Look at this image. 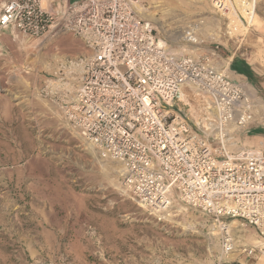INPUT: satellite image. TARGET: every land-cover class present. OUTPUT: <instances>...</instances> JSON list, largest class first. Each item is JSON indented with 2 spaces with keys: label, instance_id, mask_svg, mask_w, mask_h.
Segmentation results:
<instances>
[{
  "label": "built area",
  "instance_id": "obj_1",
  "mask_svg": "<svg viewBox=\"0 0 264 264\" xmlns=\"http://www.w3.org/2000/svg\"><path fill=\"white\" fill-rule=\"evenodd\" d=\"M249 5L254 0H243ZM138 0H0V33H71L83 52L57 60L38 95L102 160L120 167L123 190L163 217L203 215L220 252L264 261V148L243 147L258 110L193 27L174 49L135 8ZM222 14L232 0H213ZM253 11V5H252ZM252 230L256 242L246 236Z\"/></svg>",
  "mask_w": 264,
  "mask_h": 264
},
{
  "label": "rangeland",
  "instance_id": "obj_2",
  "mask_svg": "<svg viewBox=\"0 0 264 264\" xmlns=\"http://www.w3.org/2000/svg\"><path fill=\"white\" fill-rule=\"evenodd\" d=\"M252 3L253 21L234 6L232 25L231 10L219 13L213 0H138L135 8L174 49L193 27L202 46H218L225 67L231 57L264 64V0ZM83 50L68 32L0 33V264H264L223 255L212 222L196 211L158 217L141 207L123 190L118 164L100 159L38 95L57 60ZM252 82L256 119L233 135L251 148L243 136L259 132L252 147L264 148V86ZM235 230L249 243L258 238Z\"/></svg>",
  "mask_w": 264,
  "mask_h": 264
},
{
  "label": "crops",
  "instance_id": "obj_3",
  "mask_svg": "<svg viewBox=\"0 0 264 264\" xmlns=\"http://www.w3.org/2000/svg\"><path fill=\"white\" fill-rule=\"evenodd\" d=\"M253 18H254V12L252 11L251 19L247 20L249 24L253 21ZM244 28H246V26ZM238 61L241 62L242 64L241 66H238V67H244L249 71V73H251L252 75L251 80H249L244 74L238 73L237 71L232 69L231 65H233L234 67H237ZM225 69L232 79L245 83L250 88V90L252 86H250L247 83L248 81H251V83H253L252 81H255V82L257 81V83L260 86H264V64L259 62V60L249 61V59L247 58L245 59V58H239V57H231L228 59L227 64L225 65ZM261 135H262L261 133L256 132L253 135H250L248 137L243 136V140L248 146L252 147L255 140L257 142L259 141L260 143H262V140L260 137Z\"/></svg>",
  "mask_w": 264,
  "mask_h": 264
},
{
  "label": "bare ground",
  "instance_id": "obj_4",
  "mask_svg": "<svg viewBox=\"0 0 264 264\" xmlns=\"http://www.w3.org/2000/svg\"><path fill=\"white\" fill-rule=\"evenodd\" d=\"M234 1H235V4H236L235 6L238 7L240 14L245 16L247 18V20H250L251 19V13H252V3L249 5V3H247V2H245L243 0H234ZM236 15H238L236 10L232 9L231 12H230V17L228 18L230 20V25H232L236 21ZM254 242H256V241H254Z\"/></svg>",
  "mask_w": 264,
  "mask_h": 264
},
{
  "label": "trees",
  "instance_id": "obj_5",
  "mask_svg": "<svg viewBox=\"0 0 264 264\" xmlns=\"http://www.w3.org/2000/svg\"><path fill=\"white\" fill-rule=\"evenodd\" d=\"M231 67H232L233 70L237 71L238 73L244 74L249 80L252 79L251 73H249V71L246 68L238 67V66L234 67L233 65H231Z\"/></svg>",
  "mask_w": 264,
  "mask_h": 264
}]
</instances>
